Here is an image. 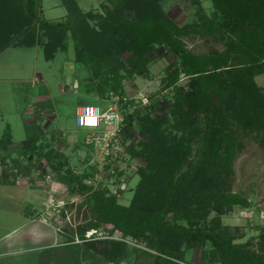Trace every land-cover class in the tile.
Returning a JSON list of instances; mask_svg holds the SVG:
<instances>
[{
  "label": "rangeland",
  "instance_id": "1",
  "mask_svg": "<svg viewBox=\"0 0 264 264\" xmlns=\"http://www.w3.org/2000/svg\"><path fill=\"white\" fill-rule=\"evenodd\" d=\"M76 1L83 11L106 14L113 8L109 0ZM157 4L179 25L200 20L198 13L201 10L207 16L214 13L212 0H158ZM0 8L6 11V7L0 5ZM36 12L39 18L53 22L64 21L67 16L62 0H37ZM4 19L0 10V24ZM89 22L91 25L95 23ZM36 24L30 27L31 30L36 27L33 47H10L0 54V138L9 130L14 141L7 164L1 160L4 153L0 152V180L15 179V185L0 183V235L17 226L22 219L20 215L25 218L26 225H33L36 234L34 239L24 238L18 245L12 242L13 239L3 244L1 248L6 249V254L2 256L6 257V262L19 261V258L11 260V254L16 251L32 248L29 253L32 254L68 241L72 244L71 251L82 255L83 248L86 249L84 242L91 234L87 233L84 240L76 234L77 227L91 215L86 195L71 194L45 159H28L19 152L21 142L31 137H38L40 145L47 150L68 156L77 173L93 171L86 182L94 187H110L117 193L119 202L126 205L159 208L168 203L187 202L197 208L215 194H236L246 198L250 204L248 207L215 206L204 219L195 220L191 225L216 231L228 230L236 236V243L247 244L264 255V241L260 237L264 228V146L259 140L253 135L238 140L232 173L225 175L215 155L216 134L220 127L218 119L223 114L217 102L210 112L196 117L194 128L177 131L165 124L163 132L156 135L154 132L151 137L142 133L136 121L131 132L125 134L127 114L138 109L144 111L154 104V115L171 110L173 98L160 103L169 95L162 78L176 57L163 54L159 48L151 55L146 75L130 76L121 70L125 92L116 105L119 95L112 92L103 99L96 89L98 79H89L90 67L76 60L71 34L68 33L67 50L59 51L54 59L47 60L43 44L50 37ZM184 40L194 52L209 53L223 50L228 39L221 35H193ZM181 78L185 80L181 87L187 89L190 76L183 74ZM256 81L264 87V74L256 76ZM86 104L100 105L105 110L113 106V112L124 118L110 119L100 130L78 127L75 114ZM233 105L234 99L226 106L225 112H233ZM261 109V104L253 96L245 117L255 118ZM168 117L173 122L172 116ZM117 126L121 137L118 136L119 152L114 147L112 150V141L116 144V135L113 134ZM104 138L109 146L105 145ZM128 147L142 150L144 155L140 158L130 156ZM13 159H19L21 163L17 178L11 169ZM13 171L17 172V169ZM91 178L96 180L95 185L92 181L89 183ZM127 243L128 257L121 262L106 261L102 255L84 252L81 263L158 264L155 258L158 252L136 240H127ZM180 248L185 252L184 257H167L169 264H220L210 242L198 248L186 249L185 245ZM144 251L152 257H145ZM33 256L25 264H35Z\"/></svg>",
  "mask_w": 264,
  "mask_h": 264
},
{
  "label": "trees",
  "instance_id": "2",
  "mask_svg": "<svg viewBox=\"0 0 264 264\" xmlns=\"http://www.w3.org/2000/svg\"><path fill=\"white\" fill-rule=\"evenodd\" d=\"M62 1L67 8L66 19L53 22L38 17L37 0H0V5L6 7V11L0 8L5 15V21L0 24V54L10 47H33L36 27L32 30L30 27L37 23L50 37L43 45L45 58L52 60L59 51L67 50L70 33L75 42L76 60L90 67L89 79H98V93L104 99L113 92L122 100L125 91L121 70L130 76L146 75L151 55L160 48L163 54L176 57L162 78L165 89L174 87V94L165 96L160 102L163 104L173 98L172 108L154 115V104L144 111L138 109L127 114L125 134L131 132L136 121L142 133L151 137L154 132L155 135L163 132L165 124L177 131L194 128L196 117L210 112L217 102L223 114L218 119L220 127L216 134L215 155L225 175L232 173L239 139L253 135L264 146V87L256 81V76L264 74V0H212V16L201 10L198 13L200 20L185 25H179L161 9L158 0H109L113 8L106 14L83 11L76 0ZM89 21L95 23L91 25ZM193 35H221L228 40L223 50L196 53L184 40ZM183 74L190 76L187 89L178 85ZM253 96L262 106L261 113L255 118H246ZM233 99L234 110L228 114L225 109ZM38 139L23 140L19 152L28 159H45L70 193L86 195L91 205V215L76 230L83 240L89 231H96L84 242V252L102 255L106 261L121 262L128 257L127 240H136L159 253L155 256L158 264H169L167 257H184L185 252L180 246L191 249L210 242L220 264H264L263 252L236 243V236L228 230L191 225L195 220L204 219L215 206L248 207L246 198L236 194H215L197 208L187 202L168 203L159 208L126 205L119 202L117 193L110 187H94L86 182L93 171L77 173L68 156L47 150ZM13 144L11 132L6 130L0 138L4 163L9 159ZM128 152L139 158L144 155V151L133 147H128ZM11 163L12 173L17 178L21 163L19 159H13ZM15 169L17 172L13 171ZM0 183L15 185V179H1ZM114 236L121 239L112 238ZM260 237L264 241V228ZM71 245L68 241L40 250L36 264H82L80 258L85 253L72 252ZM143 254L152 257L149 252Z\"/></svg>",
  "mask_w": 264,
  "mask_h": 264
},
{
  "label": "built area",
  "instance_id": "3",
  "mask_svg": "<svg viewBox=\"0 0 264 264\" xmlns=\"http://www.w3.org/2000/svg\"><path fill=\"white\" fill-rule=\"evenodd\" d=\"M182 82L185 83L184 78H181L178 81V85L179 86H183ZM165 91H167L166 93H168L169 95H173L175 90H174V87H170L169 89H165ZM113 101H115V100H113ZM116 102H115L116 105H118L121 102V99H120L119 96H118ZM144 103L147 104L148 102H144ZM86 109L89 110L96 117L95 123L82 124L80 122L81 118L84 117L87 114L86 111H85ZM113 111H115V107H113V106H110L109 109L105 110L100 105H95V104L82 105V106H80L77 109V112L75 114V123H76V125L78 127H84V128L94 129V130H100V129H102L104 127V124L106 122H108L110 119L123 120V118H124L123 115H121L120 113L113 112ZM121 117H123V118H121ZM113 135H116V140H115L116 144L112 141V150H114V148H115L116 149L115 151L119 152L120 147H119L118 136H119V139L121 138L120 134H119V126H117L115 128V131H114ZM104 142H105V145L109 146V143H107V139L106 138H104ZM121 143H122V140H121ZM107 146H105V147L107 148ZM91 181H92V184L95 185L96 180L94 178H91L89 183H91ZM114 193H116V192H114ZM95 232H96L95 230L89 231L88 233H91V234H89L88 237L92 236V234L95 233ZM116 238H120V237L117 236Z\"/></svg>",
  "mask_w": 264,
  "mask_h": 264
},
{
  "label": "crops",
  "instance_id": "4",
  "mask_svg": "<svg viewBox=\"0 0 264 264\" xmlns=\"http://www.w3.org/2000/svg\"><path fill=\"white\" fill-rule=\"evenodd\" d=\"M20 217L22 219L20 220V223L17 224V226L13 227L11 230H9L7 232H4V234L2 233L0 235V264H25L26 261L27 262L29 261V258L32 260L31 257L33 255H34L33 257H34V260H35V264L37 263V253L38 252L35 253V251H34V253L29 254V253H31L30 250L32 248H25L24 249V252H21V251L20 252H17L16 251V253L11 254V255H13L11 257V260H12V258H15V260L19 258V261H15V262H8L7 261L6 262V260H5L6 257L2 256L3 254H6L4 252L6 249L3 250L1 248L3 244L8 243L10 240L13 239L12 242H14V244L18 245V242L22 241L24 238L25 239L26 238H28V239H34L33 237L36 236L35 229H34L33 225H31V226L30 225L29 226L26 225V222H25L26 220L23 217V215H20ZM18 235H20V236H18ZM8 247H9V245H8ZM36 251H39V249L37 248ZM7 254L10 255L9 252H7ZM25 255H27V257H25Z\"/></svg>",
  "mask_w": 264,
  "mask_h": 264
},
{
  "label": "clouds",
  "instance_id": "5",
  "mask_svg": "<svg viewBox=\"0 0 264 264\" xmlns=\"http://www.w3.org/2000/svg\"><path fill=\"white\" fill-rule=\"evenodd\" d=\"M85 111L87 114L81 118L80 122L82 124H86L85 121H89V122L96 121V117L89 110L86 109Z\"/></svg>",
  "mask_w": 264,
  "mask_h": 264
},
{
  "label": "snow or ice",
  "instance_id": "6",
  "mask_svg": "<svg viewBox=\"0 0 264 264\" xmlns=\"http://www.w3.org/2000/svg\"><path fill=\"white\" fill-rule=\"evenodd\" d=\"M85 123H86V124H89V123H95V121H93V122L85 121Z\"/></svg>",
  "mask_w": 264,
  "mask_h": 264
}]
</instances>
